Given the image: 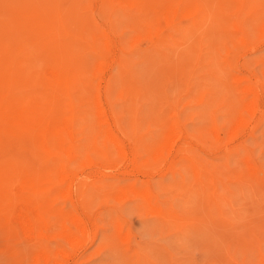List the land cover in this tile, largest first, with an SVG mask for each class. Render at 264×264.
<instances>
[{
	"label": "rangeland",
	"instance_id": "obj_1",
	"mask_svg": "<svg viewBox=\"0 0 264 264\" xmlns=\"http://www.w3.org/2000/svg\"><path fill=\"white\" fill-rule=\"evenodd\" d=\"M2 1L0 36L4 37L3 30L9 40L0 38L5 43L4 48L0 43V62L5 60L4 71L0 68L1 107L22 106L32 120L41 116L59 120L64 115L62 120L71 119L69 132L61 136L49 132L37 140L40 134L34 125H10L0 107V150H7L0 152L6 157H0L4 159L0 180L8 182H4L8 187L1 186L9 196L0 205V231L5 232H0V264H264V0ZM21 7L24 12L27 8L26 14ZM33 13L39 26L35 21V27L31 25ZM28 16L31 20H24ZM17 27L24 43L16 34L20 31H14ZM33 31L31 37L39 35L36 39L30 38ZM12 37L15 42L20 38L18 45ZM42 39L48 41L45 48ZM39 43L44 46L39 48ZM53 69L61 72L60 79H54ZM55 108L61 109V116ZM170 128L174 133L167 131ZM56 135L65 140L63 145ZM166 138L171 143H165ZM41 139L56 149L45 152ZM8 153L14 163L8 161ZM19 153L25 156L20 158ZM28 159L36 164L30 174L24 173H29ZM40 163L50 170L41 167L42 172L37 168ZM62 170L65 175L59 173ZM24 175L40 184L34 192L22 187ZM25 198L42 206L39 215L24 209ZM35 216H39L35 225H26Z\"/></svg>",
	"mask_w": 264,
	"mask_h": 264
},
{
	"label": "bare ground",
	"instance_id": "obj_2",
	"mask_svg": "<svg viewBox=\"0 0 264 264\" xmlns=\"http://www.w3.org/2000/svg\"><path fill=\"white\" fill-rule=\"evenodd\" d=\"M0 1H2V0H0ZM16 1H17V0H16ZM23 1H24V0H23ZM100 1H102V0H100ZM154 1H155V0H154ZM160 1H161V0H160ZM196 1H197V0H196ZM198 1L200 2L201 0H198ZM220 1H222V0H220ZM225 1H226V0H225ZM228 1H229V0H228ZM2 2H3V1H2ZM18 2L21 3L19 0H18ZM103 2H104V0H103ZM152 2H153V1H152ZM156 2H157V1H156ZM170 2H171V1H170ZM189 2H190V1H189ZM191 2H192V0H191ZM194 2H195V1H194ZM223 2H224V1H223ZM23 3H24V2H23ZM195 3H196V2H195ZM1 4H2V3H1ZM30 4H31L30 6L32 7L33 4H32V3H30ZM162 4H163V3H162ZM201 4H202V3H201ZM18 5L22 6V5H24V4H18ZM18 5H16V6L18 7ZM159 5H160V2H159ZM172 5H173V4H172ZM194 5H195V4H194ZM202 5H203V4H202ZM204 5H205V4H204ZM204 5H203V6H204ZM3 6H4V5H3ZM13 6H14V5H13ZM157 6H158V5H157ZM170 6H171V5H170ZM179 6H180V5H179ZM189 6H190V5H189ZM198 6H199V5H198ZM203 6H202V7H203ZM10 7H11V6H10ZM10 7H9V8H10ZM23 7L25 8V6H23ZM160 7H161V6H160ZM162 7H163V6H162ZM192 7H193V6H192ZM200 7H201V6H200ZM7 8H8V7H7ZM11 8H13V7H11ZM11 8H10V9H11ZM21 8H22V7H21ZM21 8H20V10H21ZM24 8H22V12H24ZM179 8H180V7H179ZM197 8H198V7H197ZM14 9H16V8H14ZM18 9H19V8H18ZM31 9H32V8H31ZM191 9H192V8H191ZM201 9H203V8H200L199 10H201ZM1 10H2V9H1ZM16 10H17V9H16ZM157 10H160V9H157ZM177 10H178V9H177ZM180 10H181V9H180ZM192 10H193V9H192ZM195 10H197L196 7H195ZM3 11H4V7H3ZM26 11H27V8L25 9V12H24L25 14L27 13ZM166 11H167V10H166ZM170 11H171V10H170ZM170 11H168V12L170 13ZM181 11H182V10H181ZM183 11H184V10H183ZM32 12H34V11H32ZM157 12H158V11H157ZM159 12H160V11H159ZM159 12H158V13H159ZM176 12H177V11H176ZM188 12H189V11H187V13H188ZM190 12H191V11H190ZM194 12H195V11H194ZM194 12H193V13H194ZM201 12H202V11H201ZM5 13H7V12H5ZM158 13H157V14H158ZM163 13H164V12H163ZM166 13H167V12H165V14H166ZM169 13H167V14H169ZM187 13H186V14H187ZM193 13H192V14H193ZM7 14H8V13H7ZM34 14H35V13H33V16H34ZM152 14H153V12H152ZM170 14H172V13H170ZM173 14H174V13H173ZM176 14H177V13H175V15H176ZM190 14H191V13H190ZM192 14H191L190 16H192ZM159 15H160V14H159ZM175 15H174V16H175ZM188 15H189V14H188ZM33 16H32V17H33ZM35 16H37V15H35ZM35 16H34V18H32L33 20L31 21V25H33V23H34V21H35V20H34V19L36 18ZM152 16H153V15H152ZM28 17H29V16H28ZM155 17H156V16H155ZM171 17H172V16H171ZM177 17H178V16H177ZM145 18H146V17H145ZM28 19L31 20L30 17H29V18L26 17L24 20L27 21ZM148 19H149V18H148ZM156 19H157V18H156ZM20 20H21V19H20ZM30 20L28 21V24H29ZM142 20H143V19H142ZM142 20H141V22H142ZM151 20H152V18H151ZM165 20H167V19H165ZM173 20H174V19H173ZM36 21H39V20H36ZM36 21H35V23H36ZM146 21H147V18H146ZM146 21H144V22H146ZM148 21L150 22V20H148ZM174 21H175V20H174ZM202 21H203V20H202ZM32 22H33V23H32ZM157 22H158V21H157ZM167 22H168V21H167ZM167 22H166V24H165L164 26H167V27H168ZM170 22H171V20H170ZM152 23H153V22H152ZM174 23H175V22H174ZM25 24H26V23H25ZM25 24H24V25H25ZM28 24H26L27 27H28ZM36 24H37V26H39V23H36ZM36 24H34V25H36ZM42 24H43V23H42ZM142 24H143V23H142ZM142 24H141V25H142ZM147 24H148V22H147ZM157 24H158V23H157ZM0 25H2V24H0ZM29 25H30V24H29ZM31 25H30L28 28L32 27ZM34 25H33V26H34ZM40 25H41V24H40ZM149 25H150V24H149ZM149 25H148V26H149ZM152 25H153V24H152ZM2 26H3V25H2ZM37 26H36V27H37ZM142 26H143V25H142ZM150 26H151V25H150ZM154 26H155V25H154ZM3 27H4V26H3ZM6 27H7V29H8V25H7ZM6 27H5V28H6ZM27 27H26V28H27ZM34 27H35V26H34ZM34 27H33V28H34ZM44 27H45V26L43 25V28H44ZM137 27H138V25H137ZM139 27H140V26H139ZM139 27H138V30H139ZM144 27H145V26H144ZM37 28H39V27H37ZM37 28H36V29H37ZM43 28H42V29H43ZM45 28H46L47 31H49V30H48L49 26H48V28H47V27H45ZM150 28H151V27H150ZM153 28H155V27L152 26V29H153ZM10 29H11V28H10ZM15 29H16V27H15ZM23 29H24V28H23ZM40 29H41V28H40ZM40 29H37V30H40ZM142 29H143V28H142ZM158 29H159V28H158ZM17 30H18V31H17ZM17 30H14V31H16V32H19V31H20V29H19L18 27H17ZM28 30H29V29H28ZM28 30H27V31H28ZM46 30H45V31H46ZM50 30H51V28H50ZM63 30H64V29H63ZM143 30H144V29H143ZM146 30H147V29H146ZM146 30L143 31V32L146 33ZM150 30H151V29H150ZM161 30H162V29H161ZM7 31L10 32V30H7ZM52 31H54V30H52ZM65 31H66V30H65ZM1 32H3V35H4V37H5L6 34H7V32H5L6 34L4 33L3 30H2ZM50 32H51V31H50ZM56 32H57V31H56ZM71 32H72V31H71ZM76 32L78 33L77 30L75 31V33H76ZM87 32H88V30H87ZM90 32H92V31H90ZM90 32H89V35H90ZM139 32H140V31H139ZM143 32H142V33H143ZM147 32H148V30H147ZM152 32H153V31H152ZM21 33H23L22 30L19 32V34H18V33H16V34L19 35V36H21V35H20ZM33 33H34V31H33V32H30V38H33V36L31 37V34L33 35ZM46 33H47V32H46ZM82 33H83V32H82ZM157 33H159V31H158ZM9 34H10V33H9ZM36 34H37V33H36ZM44 34H45V33H44ZM73 34H74V32H73ZM99 34H100V33H98L97 35H99ZM102 34H103V33H102ZM102 34H101L100 36H102ZM140 34H141V32H140ZM0 35H2V34H0ZM22 35H23V34H22ZM28 35H29V33H28ZM42 35H43V33H42ZM42 35H41V36H42ZM71 35H72V34H71ZM83 35H85V33H84ZM91 35H93V34H91ZM97 35H96V36H97ZM147 35H148V34H147ZM160 35H161V34H160ZM160 35H159V36H160ZM8 36H9V35H8ZM14 36L16 37V35H14ZM37 36H39V35H37ZM37 36H35V38H33V39H36ZM45 36H47V35L45 34ZM75 36H76V35H75ZM145 36H146V35H145ZM157 36H158V35H157ZM1 37H3V36H0V38H1ZM4 37H3L2 39H3V40H7V39H4ZM9 37H10V36H9ZM49 37H51V36H49ZM78 37H79V36H78ZM90 37H91V36H90ZM97 37H98V36H97ZM151 37H152V36H151ZM151 37H150V38H151ZM153 37H154V36H153ZM20 38H21V39H20ZM20 38H19L20 40L17 39V42H15V38L13 39V37H12V39L14 40V42H15L17 45H18V40H19L21 43H24L23 41H21V40H23L22 38H24V35L21 36ZM43 38H44V37H43ZM47 38H48V37H47ZM71 38H73V37H71ZM92 38H93V36H92ZM99 38H100V37H99ZM102 38H103V37H102ZM102 38H101V40H102ZM2 39H1V40H2ZM53 39H54V38H53ZM56 39H57V38H56ZM73 39H74V38H73ZM78 39H79V38H78ZM86 39H88V38H86ZM89 39H90V38H89ZM103 39H104V38H103ZM3 40H2V41H3ZM8 40H9V39H8ZM8 40H7V41H8ZM42 40H45V39H42ZM48 40H49V39H48ZM74 40H75V39H74ZM76 40H77V38H76ZM92 40H93V39H92ZM96 40H97V39L95 38V41H96ZM101 40H100V41H101ZM2 41H1L0 43H1V45L3 46V48H4L5 45H3L4 42L2 43ZM11 41H12V40H10L9 42L12 43L13 41H12V42H11ZM24 41H25V39H24ZM49 41H50V40H49ZM52 41H53V40H51L50 42H52ZM54 41H55V40H54ZM88 41H89V40H88ZM9 42H8V44H9ZM14 42H13V43H14ZM28 42H29V41H28V39H27V44H26V42H25L26 46L29 44ZM34 42H35V41H34ZM47 42H48V41H46V40H45V42L42 41V44L45 43V44H44L45 46L42 45V44H41V46H44V48H45ZM91 42H93V41H91ZM15 43H14V44H15ZM21 43H20V44H21ZM52 43H53V42H52ZM94 43H95V42H94ZM4 44H5V43H4ZM14 44H13V45H14ZM16 44H15V45H16ZM47 44H48V43H47ZM89 44H90V42H89ZM30 45H31V44H29V46H30ZM53 45L55 46L54 43L52 44V46H53ZM82 45H83V44H82ZM93 45H95V44H92V46H93ZM2 46H1V47H2ZM22 46H23V45H22ZM33 46H36V44L33 45ZM39 46H40V43H39ZM41 46H40L39 48H41ZM92 46H91V47H92ZM1 47H0V48H1ZM93 47H94V46H93ZM96 47H97V46H96ZM25 48H27V47H25ZM29 48H30V47H29ZM29 48H28V49H29ZM1 49H2V48H1ZM28 49H27V50H28ZM33 49H34V48H33ZM46 49H47V48H46ZM55 49H56V47H55ZM59 49H60V48H59ZM59 49H57V50H59ZM5 50H6V49H5ZM47 50H48V49H47ZM49 50H51V48H49ZM70 50H71V49H70ZM97 50H98V49H97ZM10 51H11V50H10ZM10 51H8V52H10ZM39 51H40V50H39ZM41 51H43V50H41ZM44 52H45V51H44ZM46 52H47V51H46ZM70 52H71V51H70ZM2 53H4V52H2ZM11 53L14 54V53H17V52L14 51V53H13V51H12V52H10V54H11ZM48 53L50 54L51 51H48ZM55 53H57L56 50H55ZM71 53H72V52H71ZM184 53H185V52H184ZM184 53H183V55H184ZM10 54H8L9 57H10ZM12 54H11V55H12ZM17 54H18V53H17ZM44 54H45V53H44ZM52 54H53V53H52ZM57 54H58V53H57ZM57 54H54V55H57ZM4 55H5V53H4ZM24 55H25V54H24ZM24 55H23V56H24ZM50 55H51V54H50ZM2 56H3V55H2ZM8 56H7V54H6V57H7V59L9 60ZM45 56H46V54H45ZM57 56H59V55H57ZM71 56H72V55H71ZM180 56H181V55H180ZM184 56H185V55H184ZM15 57H16V55H14V58H15ZM18 57H19V56H18ZM21 57H22V56H21ZM25 57H26V56H25ZM42 57H43V55H42ZM48 57L51 58L50 56H48ZM4 58H5V56H4ZM12 58H13V56L10 57V59H12ZM26 58H27V57H26ZM28 58H31V57H28ZM52 58H54V57L52 56ZM52 58H51V59H52ZM0 59H1V53H0ZM24 59H25V58H24ZM54 59H55V58H54ZM54 59L52 60V63H53ZM56 59H57V58H56ZM56 59H55V60H56ZM8 60H7V61H8ZM12 60H13V62L16 61L15 59H12ZM19 60H20V57H19L18 61H19ZM21 60H22V59H21ZM21 60H20V63L22 64V61H21ZM35 60H36V59H35ZM39 60H40V59H39ZM1 61H4L3 63L5 64V60H3V58H2ZM28 61H29V60H28ZM30 61H31V60H30ZM10 62H11V60H10ZM25 62H27V61L25 60ZM31 62H32V61H31ZM31 62H30V63H31ZM0 63H1V64H0V68H1V66L3 67L4 64H3L2 62H0ZM8 63H9V62H6V64H7V68H8ZM14 63H15V62H14ZM23 63H24V62H23ZM93 63H94V62H93ZM96 63H97V62H96ZM2 64H3V65H2ZM11 64H12V62H11ZM24 64H26V63H24ZM24 64H23L22 67H24ZM9 65H10V64H9ZM16 65H17V63H16ZM16 65H15V67H16ZM27 65H28V63L26 64V66H27ZM31 65H32V64H31ZM31 65H30V66H31ZM37 65H39V64H37ZM93 65H95V64H93ZM99 65H100V64H99ZM10 66H11V65H10ZM13 66H14V64H13ZM97 66H98V65H97ZM183 66H184V65H183ZM4 67H5V66H4ZM22 67H21V68H22ZM37 67H39V66H37ZM29 68H30V67H29ZM39 68H41V67H39ZM1 69L4 71L5 68H1ZM8 69H9V68H8ZM10 69H11V68H10ZM10 69H9V70H10ZM12 69H13V67H12ZM12 69H11V70H12ZM26 69H27V67H26ZM30 69H31V68H30ZM9 70H7L6 72L9 73ZM14 70H15V69H13V71H10V72H15ZM24 70H25V68H24ZM93 70H94V69H93ZM30 71H31V70H30ZM33 71H34V74H36V73H35V70H33ZM0 72H1L0 74L3 75V74H2L3 72H2L1 70H0ZM28 72H29V71H27V73H28ZM51 72H52L53 75L55 76L54 79H57V78H59V77L61 76V72L58 71V70L53 69V70H51ZM4 73H5V72H4ZM7 73H5V75H6ZM15 73H16V72H15ZM17 73H19V72H17ZM20 73H21V72H20ZM27 73H26V75H28ZM29 73H30V72H29ZM174 73H175V72H174ZM11 75H12V74H11ZM13 75H14V74H13ZM15 75H16V74H15ZM36 75H37V74H36ZM41 75H42V74H41ZM43 75H44V74H43ZM165 75H166V74H165ZM18 76H20V75H18ZM54 76H53V77H54ZM1 77H2V76H1ZM3 77H4V76H3ZM9 77H10V75H9ZM9 77L7 76V78H9ZM15 77H16V76H15ZM27 77H28V76H27ZM27 77H26V78H27ZM35 77H36V76H35ZM49 77H50V76H49ZM61 77H62V76H61ZM79 77H80V76H79ZM23 78L25 79V77H23ZM23 78H22V79H23ZM81 78H82V77H81ZM81 78H80V79H81ZM91 78H92V77H91ZM14 79H15V78H14ZM42 79H43V77H42ZM50 79H51V78H50ZM59 79H60V78H59ZM77 79H78V77H77ZM82 79H83V78H82ZM86 79H87V78H86ZM12 80H13V79H12ZM51 80H52V79H51ZM57 80H58V79H57ZM70 80H71V79H70ZM0 81H1V80H0ZM3 81H4V80H3ZM46 81H47V80H46ZM49 81H50V80H49ZM60 81L63 82L62 79H61ZM60 81H59V82H60ZM68 81H69V80H68ZM71 81H73V80H71ZM71 81H70V82H71ZM34 82H35V81H34ZM84 82H86V80H85ZM87 82H88V80H87ZM87 82H86V84H87ZM10 83H11V82H10ZM35 83H36V82H35ZM56 83H57V82H56ZM67 83H68V82H67ZM72 83H73V82H72ZM80 83L82 84V81H80ZM59 84H60V83H59ZM63 84H65V83H63ZM1 85H2V83H1ZM11 85L13 86V84H11ZM14 85H15V84H14ZM30 85H31V84H30ZM47 85H50V84H47ZM65 85H66V84H65ZM65 85H64V86H65ZM72 85L74 86V84H72ZM79 85H80V84H79ZM87 85H92V84L89 83V84H87ZM87 85H86V86H87ZM33 86H34V84H33ZM33 86H32V88H33ZM67 86H69V85H66V87H67ZM73 86H71V84H70V90H71V91H72L71 87H73ZM77 86H78V85H77ZM80 86H81V85H80ZM80 86H79V87H80ZM58 87H59V86H58ZM88 87H91V86H88ZM0 88H1V87H0ZM32 88L30 87V89H32ZM63 88H64V87H63ZM77 88H78V87H77ZM80 88H83V87H80ZM84 88L87 89L85 86H84ZM84 88H83V89H84ZM17 89H18V88H17ZM30 89H29V90H30ZM39 89H41V88L39 87ZM65 89H66V88H65ZM85 89H84V90H85ZM88 89H89V88H88ZM91 89H92V87H91ZM91 89H90V90H91ZM26 90H27V89H26ZM29 90H28V91H29ZM33 90H34V89H33ZM33 90H32V91H33ZM77 90H79V89H77ZM90 90H89V91H90ZM28 91H27V93H28ZM52 91H53V90H52ZM92 91H93V90H92ZM245 91H246V90H245ZM21 92H22V91H21ZM33 92H34V91H33ZM35 92H36V91H35ZM80 92H81V94H82V92H85V91L80 90ZM13 93H15V92H13ZM37 93H40V92H37ZM41 93H42V92H41ZM45 93H46V92H45ZM53 93H54V92H53ZM56 93H57V92H56ZM72 93H74V92H72ZM25 94H26V93H25ZM50 94H52V93H50ZM66 94H67V93H65L64 95L66 96ZM20 95H21V94H20ZM44 95H45V94H44ZM61 95H62V94H61ZM72 95H74V94H72ZM72 95H71V96H72ZM86 95H87V94H86ZM13 96H14V95H13ZM49 96H50V95H49ZM76 96H77V95H76ZM9 97H11V96H9ZM16 97H17V96H16ZM32 97H33V96H32ZM37 97H39V96H37ZM41 97H42V96H41ZM52 97H53V96H52ZM52 97H51V98H52ZM54 97H55V96H54ZM59 97H60V96H59ZM66 97H67V96H66ZM72 97L74 98V96H72ZM83 97H84V96H83ZM83 97H82V98H83ZM98 97H99V96H98ZM43 98H44V97H43ZM51 98H50V101H52ZM60 98H61V97H60ZM70 98H71V97H70ZM87 98H88V96L86 97V99H87ZM12 99H13V98H12ZM12 99H10V100H12ZM24 99H25V98H24ZM33 99H35V98H33ZM45 99H46V97H45ZM61 99H62V98H61ZM76 99L80 101V99H78V97H77ZM83 99H85V97H84ZM83 99H82V100H83ZM88 99H89V98H88ZM13 100H14V99H13ZM25 100H26V99H25ZM56 100H57V99H56ZM74 100H75V98H74ZM77 100H75V101H77ZM27 101H29V99H27ZM27 101H25V103H27ZM31 101H32V100H31ZM35 101H36V100H35ZM41 101H42V98H41ZM47 101H48V100H47ZM54 101H55V100H53V102H54ZM63 101H64V100H63ZM72 101H73V99H72ZM72 101H71V102H72ZM251 101H252V100H251ZM16 102H17V101H16ZM44 102H45V101H44ZM12 103H13V102H12ZM12 103L10 102V104H12ZM23 103H24V102H23ZM54 103H55V102H54ZM58 103H59V102H58ZM73 103H74V101H73ZM2 104H3V103H2ZM8 104H9V103H8ZM39 104H40V103H39ZM45 104H47V103H45ZM49 104H50V102L48 103V105H49ZM64 104H65V103L62 104V108H63V105H64ZM56 105H58L57 107L59 108V104H56ZM56 105H55V107H56ZM73 105H74V104H72V106H73ZM75 105H76V104H75ZM78 105H80V104H78ZM85 105H86V104H85ZM96 105H97V104H96ZM10 106H12V105H10ZM41 106H42V105H41ZM41 106H40V108H41ZM53 106H54V105H53ZM100 106H101V105H100ZM234 106H235V105H234ZM0 107H1V105H0ZM31 107H32V105H31ZM45 107H46V106H45ZM57 107H56V108H57ZM1 108L3 109L2 115L5 117V120H6L10 125H15V124H17V123H23V124H26V125H28V126H29V125H34V126H35L34 129H37V131H38L39 134L41 135V136H40V135H36L37 137H39V138L35 137V138H37V140H39L40 137H41V138L44 137V135H47V133H49V132H51V133L53 132V133H56L58 136H61V134H62L63 131H65V130H68V132L70 131V130H69V125H70L69 122H70V119H71V118H70V116H69V120H68V121H67V120H65V121L62 120V119L64 118V116H65V115H64V112H62L64 116L61 117L62 119L59 118V120L56 119V116H55V118L46 117V116H41V117H39V118H37V119H35V120H32V119L28 116V113H31V112H28L25 108H22V106H21L20 108L13 107V106H12V107H4V106H2ZM51 108H52V110H53V107H51ZM56 108H55V110H56ZM60 108H61V107H60ZM62 108H61V109H62ZM73 108H74V106H73ZM80 108H82V107H80ZM100 108H101V107H100ZM29 109H30V108H29ZM61 109H60L59 111L56 110V112L58 111V114H59V112L61 111ZM77 109H78V107H77ZM85 109H86V107H85ZM85 109H83V110L85 111ZM101 109H102V108H101ZM33 110H34V109H33ZM79 110L81 111L82 109H79ZM86 110H87V109H86ZM99 110H100V109H99ZM39 111H40V110H39ZM97 111H98V110H97ZM237 111H238V110H237ZM251 111H253V110H251ZM35 112L37 113V111H34V113H35ZM53 112H54V110H53ZM73 112H75V111L73 110ZM81 112H82V111H81ZM103 112H104V109H103ZM34 113H33V114H34ZM54 113H55V112H54ZM98 113H99V112H98ZM60 114H61V113H60ZM60 114H59V115H60ZM76 114H78V111L76 112ZM42 115H43V114H42ZM53 115H54V114H53ZM100 115H101V114H100ZM236 115H237V114H236ZM236 115H235V116H236ZM60 116H61V115H60ZM67 116H68V115H67ZM72 116H74V115H72ZM58 117H59V116H58ZM58 117H57V118H58ZM75 117H76V116H75ZM75 117H74L73 120H75L76 118H78V116H77L76 118H75ZM79 117H80V116H79ZM167 117H168V116H167ZM236 117H237V116H236ZM100 118H102V115L100 116ZM163 118H164V117H163ZM163 118H162V119H163ZM243 118H244V117H243ZM60 119H61V121H60ZM80 119H81V118H80ZM78 120H79V119H78ZM100 120H101V119H100ZM171 120H172V118H171ZM171 120H170V121H171ZM232 120H233V119H232ZM238 120H239V119H238ZM242 120H243V119H242ZM75 121H76V120H75ZM103 121H104V120H103ZM173 121H174V120H173ZM240 121H241V119L239 120V122H240ZM71 122H72V120H71ZM165 122H166V121H165ZM167 122L169 123V121H167ZM176 122H177V121H176ZM243 122H244V121H243ZM72 123H73V122H72ZM74 123H77V122H74ZM162 123H163V122H162ZM171 123H172V122H171ZM171 123H170V124H171ZM239 124H240V123H239ZM78 125L80 126V123H78ZM95 125H96V124H95ZM99 125H100V124H99ZM164 125H166V124L164 123ZM240 125H241V124H240ZM73 126H74V124H73ZM75 126H76V125H75ZM166 126H167V125H166ZM80 127H81V126H80ZM162 127H163V126H162ZM167 127H168V126H167ZM173 127H174V125H173ZM81 128H82V127H81ZM174 128H175V127H174ZM233 128H236V127L234 126ZM12 129H13V128H12ZM74 129H75V128H74ZM95 129L97 130L96 126H95ZM163 129H167V128H165V126H164ZM163 129H162V130H163ZM168 129H169V128H168ZM170 129H171V130H167V131H169V132L171 131L170 133H174V132H172V128H170ZM72 130H73V129H72ZM101 130H102V128H101ZM101 130H100V134H101L102 131H103V130H102V131H101ZM20 131H21V129H20ZM34 131L37 133L36 130H34ZM73 131H74V130H73ZM73 131H72V132H73ZM75 131H76V129H75ZM167 131H166V133H167ZM175 131H176V130H175ZM231 131H232V130H231ZM17 132H18V131H17ZM163 132H164V131H162V133H163ZM29 133H30V132H29ZM29 133H27V135H28ZM36 133H35V134H36ZM70 133H71V132H70ZM77 133H78V132H77ZM77 133H76L75 135H77ZM94 133H95V131H94ZM97 133H98V132H97ZM97 133H96V134H97ZM104 133H106V132H104ZM231 133H232V132H231ZM2 134H3V133H2ZM72 134H73V133H72ZM175 134H176V133H175ZM232 134H234V132H233ZM11 135H12V134H11ZM15 135H17V134H15ZM21 135H23V133H21ZM27 135H24V136L27 137ZM51 135H54V134H51ZM57 135H56V139L58 138ZM68 135H69V134H68ZM68 135H67V136H68ZM75 135H72V136H75ZM103 135H104V134H103ZM107 135H108V134H106V136H107ZM161 135H162V134H161ZM165 135L167 136V134H165ZM2 136H4V134H3ZM6 136H7V135H6ZM17 136H18V135H17ZM30 136H31V133H30V135L28 136L29 139H30ZM72 136H70V139H71ZM98 136H101V135H97L96 137H98ZM25 137H24V138H25ZM28 137H27V138H28ZM33 137H34V136H33ZM49 137H52V136H48V140L50 139ZM54 137H55V136H53L52 139H54ZM163 137L165 138L164 135H163ZM170 137H171V136H170ZM170 137L167 136V138H170ZM172 137H175V135H173ZM0 138H1V137H0ZM8 138H9V137H8ZM10 138H11V137H10ZM27 138H25V140H26ZM45 138H46V137H45ZM45 138H44V139H45ZM63 138H64V137H63ZM75 138H76V137H75ZM108 138H111V137L109 136ZM167 138H166V140H165V143L167 142ZM2 139H3V137L0 139V141H1ZM5 139H6V138H5ZM5 139H4V141H2L3 145H4V142H6ZM11 139H12V138H11ZM11 139H9V140H11ZM15 139H16V138H15ZM21 139H22V138H21ZM31 139H32V138H31ZM68 139H69V138H68ZM68 139H66V140L68 141ZM106 139H107V138H106ZM113 139H114V138H113ZM18 140H19V139H18ZM22 140H23V139H22ZM25 140H24V141H25ZM73 140H74V139H73ZM102 140L104 141V139H102ZM110 140H112V139H110ZM163 140H164V139H163ZM31 141H32V140H31ZM35 141H36V139H35ZM40 141H41V143H42V144H41V147L39 146L40 148H42V149H43L45 152H47V153H48V151H52L51 149H53V148H50V147H49L50 145H47L46 142H45L44 140H42V139H41ZM51 141H52V140H51ZM64 141H65V140H64ZM64 141L62 140L61 137H59L58 140H57L58 144H62V142H63V144H64V143H65ZM160 141H161V145H160V147H161L162 144H163V143H162V142H163V141H162V136H161ZM171 141H172V140H171ZM27 142H28V141H26V143H27ZM36 142H37V141H36ZM113 142L115 143L114 140H113ZM168 142H170V141L168 140ZM168 142H167V143H168ZM6 143H7V142H6ZM6 143H5V144H6ZM14 143H15V140L12 141V146H13ZM16 143H17V142H16ZM29 143H30V140H29ZM34 143H35V142H34ZM53 143H54V142H53ZM68 143H69V142H68ZM74 143H75V140H74ZM74 143H73V144H74ZM170 143H171V142H170ZM170 143H169V144H170ZM23 144H25V143H23ZM36 144H37V143H36ZM36 144H35V145H36ZM63 144H62V145H63ZM66 144H67V142H66ZM66 144H65V145H66ZM15 145L17 146L18 144H15ZM32 145H33V144H32ZM39 145H40V144H39ZM53 145H54V144H53ZM69 145H70V144H69ZM69 145H68V147H69ZM74 145H75V144H74ZM111 145H113V144H111ZM115 145H117V144L115 143ZM166 145H167V144H166ZM5 146H8V145H5ZM26 146H28V145H26ZM163 146L165 147V145H163ZM167 146H168V145H167ZM14 147H15V146H14ZM14 147H13V148H14ZM33 147H35V146H33ZM39 147H36V148H39ZM51 147H52V146H51ZM61 147H62V146H61ZM164 147H163V148H164ZM15 148H16V147H15ZM21 148H22V147H21ZM26 148H27V147H26ZM31 148H32V146H31ZM49 148H50V150H49ZM63 148H64V147H63ZM113 148H114V147H113ZM117 148L120 149L118 145H117ZM168 148H169V147H168ZM168 148H166V149L168 150ZM7 149H8V148H7ZM9 149H10V148H9ZM19 149H20V147H19ZM23 149H24V148L20 149L19 152H20V153H21V152H22V153H26V152H24V151H21V150H23ZM55 149H56V148H55ZM55 149H53V150H55ZM59 149H61V148L58 147V150H59ZM68 149H69V148H68ZM1 150H2V149H1ZM1 150H0V152H1ZM10 150H11V149H10ZM10 150H9V152H10ZM25 150H26V149H25ZM33 150H35V152H36V149H33ZM40 150H41V149H40ZM61 150H63V149H61ZM61 150H59V151H61ZM116 150H117V149H116ZM2 151H3V152H7V150L4 151V149H3ZM11 151H12V150H11ZM29 151H30V150H29ZM29 151H28V155H29ZM56 151H57V150H56ZM118 151H119V150H118ZM121 151H122V150H121ZM3 152L1 153V156H0V157H2L3 154H5V153H3ZM35 152H34V153H35ZM53 152L55 153V151H53ZM122 152H123V151H122ZM20 153H19V155H20ZM51 153H52V152H51ZM118 153H119V152H118ZM8 154H9V153H8ZM35 154H36V153H35ZM45 154H46V153H45ZM58 154H59V153H58ZM10 155H11V153L9 154V156L6 154L7 158H9ZM12 155H13V153H12ZM26 155H27V154H26ZM43 155H44V154H43ZM158 155H159V154H158ZM14 156L16 157V154H14ZM14 156H13V157H14ZM21 156L24 157L25 154H24V155H20V158H21ZM39 156L41 157L42 155H39ZM52 156L56 158L57 155L55 156V155L52 154ZM3 157H4V155H3ZM46 157H47V156H46ZM49 157H51V156H49ZM4 158H6V157H4ZM26 158H27V156H26ZM29 158H30V157H29ZM31 158H32V157H31ZM31 158H30V159H31ZM155 158H156V157H155ZM2 159H3V158H2ZM2 159H0V160L2 161ZM22 159H23V158H22ZM34 159H35V157H34ZM37 159H39V158H37ZM46 159H47V158H46ZM46 159H45V160H46ZM3 160H4V159H3ZM9 160H10V158L8 159V161H9ZM23 160H24V159H23ZM31 160L34 161L35 163H36L37 161H41L40 159L37 160V161H36V159H35V160L31 159ZM49 160H50V162H52L51 159H49ZM49 160H48L47 162H49ZM53 160H54V158H53ZM8 161H7V162H8ZM17 161H18V160H17ZM32 161H30V162H32ZM9 162H11V161H9ZM12 162L14 163V160H12ZM12 162H11V163H12ZM26 162L29 163V159H28ZM42 162H43V161H42ZM42 162H41V163H42ZM55 162H56V161H54V163H55ZM57 162H58V161H57ZM126 162H127V161H126ZM11 163H10V164H11ZM35 163H33L34 166H32V165H33L32 163H29V164H30V166L28 165V166L30 167V168H29V173H27L28 171H27V172L22 171V172H24V173H26V174H30V172H31V171H30V170H31V166H32V168L34 167V169H35V166H36ZM41 163H40L41 166H40V165H37V168L40 167L39 169H41V167H43V170H44V166H42L43 163H42V164H41ZM52 163H53V162H52ZM1 164H2V163H1ZM47 164H48V163H47ZM3 165H4V164H2V166H3ZM18 165H19V162H18ZM26 165H27V164H26ZM54 165H55V164H54ZM4 166H5V165H4ZM47 166H48V165H47ZM6 167H7V166H6ZM8 167L10 168V165H8ZM12 167H14V166H12ZM22 167H23V166H22ZM22 167H21V168H22ZM59 167H60V166H59ZM59 167H58V168H59ZM62 167H64V166H62ZM62 167H61V168H62ZM21 168L19 169V171L23 169V168H22V169H21ZM45 168H46V166H45ZM47 168H48V167H47ZM47 168H46V170H47ZM53 168H55V167L53 166ZM53 168H52V169H53ZM58 168H56V169H58ZM25 169H26V167H24L23 170H25ZM48 169H49V168H48ZM59 169H60V168H59ZM59 169H58V170H59ZM2 170H3V168H2ZM4 170H5V168H4ZM4 170H3V171H4ZM46 170H44V171L47 172ZM49 170H50V169H49ZM49 170H48V172H49ZM5 171H6V170H5ZM8 171H9V170H8ZM25 171H26V170H25ZM35 171H36V170H35ZM41 171H42V169H41ZM53 171H54L53 174H56L55 169H54ZM9 172H10V171H9ZM37 172L41 173L39 170H37ZM42 172H43V171H42ZM51 172H52V170H51ZM62 172H63V174H64V171H63V170H62L61 172H59V173L62 174ZM49 173H50V172H49ZM15 174H16V173H15ZM26 174H25V175H26ZM51 174H52V173H51ZM57 174H58V173H57ZM8 175H9V173H8ZM25 175H24V177L22 178V180H23V181H22V183H23L22 187L25 188V189L30 190L31 192H34V191L37 189L36 186H39L40 184H39V185H35V182L33 181V180H35V179H33V178L31 179V178H29V177H27V176L25 177ZM33 175H34V174H33ZM33 175H32V176H33ZM42 175L44 176V179H45L46 176H45L43 173H42ZM64 175H65V174H64ZM66 175H67V174H66ZM0 176H2V175H0ZM43 176H42V177H43ZM49 176H50V175H49ZM52 176H53V175H52ZM52 176H51V177H52ZM59 176H60V175H59ZM8 177H9V176H8ZM53 177H54V176H53ZM53 177H52V178H53ZM60 177H61V176H60ZM60 177H59V178H60ZM66 177H68V175H67ZM66 177H65V178H66ZM34 178H35V177H34ZM46 178H48V177H46ZM59 178H58V179H59ZM71 178H72V177H71ZM0 179H1V178H0ZM2 179H3V178H2ZM11 179H12V178H11ZM14 179H15V178H14ZM40 179H41V178H37V180H40ZM49 179H50V178H49ZM62 179H63V178H62ZM68 180H70V178H68ZM3 181L5 182L6 180H3ZM7 181H9V180H7ZM40 181H41V180H40ZM51 181H52V180H51ZM59 181H62V180H59ZM4 182H3V183H4ZM42 182H43V180H42ZM42 182H41V183H42ZM67 182H68V181H67ZM3 183H2L1 180H0V205H2L1 203L5 202L7 199H9V196H8V194H7V192H6V190H8V189L5 190V189L3 188V187L6 186V184H7L8 182H5V183H6V184L4 183L5 186L2 187L1 185H2ZM46 183H47V182H46ZM61 183H62V182H61ZM69 183H70V184H69ZM69 183H68V185H71V184H72V182H70V181H69ZM7 185H8V184H7ZM9 185H10V184H9ZM47 185H48V184H47ZM53 185H54V184H53ZM65 185H66V184H65ZM65 185H63V186H65ZM56 186H59V185H56ZM6 187H8V186H6ZM40 187H42V185H41ZM52 187H53V186H52ZM60 188H61V187H60ZM60 188H59V189H60ZM62 188H63V187H62ZM9 189H10V186H9ZM39 189H40V188H39ZM51 189H52V188H51ZM52 190H53V192H54L55 189H52ZM52 190H51V191H52ZM60 190H61V189H60ZM62 190H63V189H62ZM62 190H61V191H62ZM31 192H30V193H31ZM45 192H46V191H45ZM47 192H48V190H47ZM68 192H69V190H68ZM68 192H67V194H68ZM51 193H52V192H51ZM57 193H59V192L57 191ZM32 194L35 195V193H32ZM39 194H42V193L39 192ZM46 194H47V193H46ZM49 194H50V193H49ZM42 195H43V194H42ZM52 195H53V194H52ZM54 195H56V192H55ZM59 195H60V194H59ZM59 195H57V196H59ZM10 196H11V195H10ZM50 196H51V195H50ZM57 196H56V197H57ZM39 197H40V196H39ZM48 197H49V196H48ZM52 197H53V196H52ZM56 197H55V198H56ZM43 198L46 199L47 197L45 198V196H44ZM70 198H71V197H70ZM23 200H24V201H23V206H24V209H25L26 211H28V212H35L36 215H39V213H40V210H39V209H40V207H42V206L39 207V205L35 204L32 200H30V199H28V198H25V199H23ZM37 200H39V199H37ZM145 200H146V199H145ZM148 200H149V199H148ZM148 200H146V201H148ZM50 201H51V199H50ZM55 201H56V200H55ZM42 202H43V201H42ZM44 202H45V200H44ZM44 202H43V203H44ZM46 202H47V201H46ZM144 202H145V201H144ZM5 203H6V202H5ZM50 203H52V202H50ZM50 203L48 204L49 207L51 206ZM57 203H58V202H57ZM147 203H149V202H147ZM20 204H21V202H20ZM53 204H54V203H53ZM55 204H56V203H55ZM40 205H41V204H40ZM46 205H47V204H46ZM4 206L6 207V205H4ZM4 206H2V207H3L4 210H5V207H4ZM48 206H47V207H48ZM9 208H10V207H9ZM45 208H46V207H45ZM52 208H53V205H52ZM52 208H51V209H52ZM56 208H59V205H57ZM56 208H55V209H56ZM145 208H146V207H145ZM1 209H2V208H0V210H1ZM14 209H15V208H14ZM14 209H12V210H14ZM43 209H44V208H43ZM51 209H50V212H52ZM45 210H46V209H45ZM52 210H53V209H52ZM2 211H3V210H2ZM59 211H60V210L58 209V212H59ZM66 211H67V210H66ZM0 212H1V211H0ZM3 212H5V211H3ZM12 212H15V211H12ZM19 212H20V211H19ZM56 212H57V211H56ZM71 212H72V211L69 212V210H68L69 215H70ZM1 213H2V212H1ZM7 213H8V212H7ZM16 213H17V212H16ZM35 213H34V215H35ZM42 213H43V212H42ZM64 213H65V212H64ZM2 214H3V213H2ZM10 214H12V213H10ZM13 214H14V213H13ZM18 214H20V213H18ZM29 214H30V213H29ZM53 214H54V213H53ZM74 214H75V213H74ZM0 215H1V214H0ZM60 215L62 216V213H61ZM2 216H3V215H2ZM2 216H0V217H2ZM29 216H32V215H29ZM29 216H28V217H29ZM11 217H12V216H11ZM24 217H26V216H24ZM2 218H3V217H2ZM9 218H10V217H9ZM38 218H39V216H35V218L33 217L32 219H31V217H30L31 221H27V220H26V225H32V226H33V224L35 225L34 222H35ZM73 218H74V217H73ZM73 218H72V219H73ZM77 218H78V217H77ZM5 219H6V217H5ZM44 219H45V218H44ZM46 219H47V218H46ZM72 219H71V220H72ZM74 219H75V218H74ZM11 220H12V218H11ZM48 220H49V219H48ZM48 220H47V221H48ZM60 220H61V219H60ZM75 220H76V219H75ZM78 220H79V219H78ZM6 221H7V220H6ZM15 221H16V220H15ZM19 221H20V220H19ZM19 221H18V222H19ZM50 221H51V220H50ZM8 222H9V221H8ZM8 222H7V223H8ZM23 222H25V220H24ZM81 222H82V221H81ZM81 222H80V223H81ZM7 223L5 224V226H7ZM13 223H14V222H13ZM19 223H20V222H19ZM39 223H40V221H39ZM74 223H75V222H74ZM2 224H4V223H2ZM2 224H1V225H2ZM15 224H16V223H15ZM46 224H47V222H46ZM65 224H67V223H65ZM9 225H10V224H9ZM26 225H25V226H26ZM72 225L74 226V224H72ZM81 225H82V224H81ZM54 226H55V224H54ZM82 226H83V225H82ZM36 227H39V225H37ZM40 227H41V226H40ZM45 227H46V226H45ZM51 227H52V226H51ZM51 227H50V228H51ZM56 227H57V226H56ZM80 227H81V226H80ZM0 228H1V227H0ZM18 228H20V227H18ZM31 228H32V227H31ZM42 228H43V227H42ZM46 228H48V227H46ZM53 228H54V227H53ZM86 228H87V227H86ZM2 229H7V227H6V228H2ZM2 229H1V230H2ZM14 229H15V227H14ZM16 229H17V228H16ZM48 229H49V228H48ZM82 229H84V228L82 227ZM23 230L25 231V229H23ZM33 230H34V229H33ZM40 230H41V229H40ZM43 230H45V229H42V231H43ZM46 230H47V229H46ZM78 230H80V229H78ZM4 231H6V230H4ZM8 231H9V230H8ZM80 231L82 232V230H80ZM0 232L5 234V232H3V231H0ZM33 232H34V231H33ZM44 232H45V231H43V233H44ZM47 232H48V231H47ZM60 232H63V231H60ZM20 233H21V232H20ZM35 233H36V232H35ZM63 233H64V232H63ZM63 233H62V234H63ZM68 233H70V232H68ZM6 234H7V233H6ZM32 234H33V233H32ZM65 234H66V233H65ZM65 234H64V235H65ZM16 235H17V234H16ZM21 235H22V233H21ZM27 235H28V234H27ZM37 235H39V234H37ZM43 235H44V234H43ZM71 235H72V234H71ZM1 236H3V235H1ZM1 236H0V238H2ZM18 236H19V235H17V237H18ZM24 236H25V235H24ZM29 236H30V235H29ZM33 236H34V235H33ZM66 236H67V235H66ZM6 237H7V236H6ZM39 237L42 238V236H39ZM39 237H37V238H39ZM8 238H9V236H8ZM8 238H7V239H8ZM12 238H13V237H12ZM22 238H23V237H22ZM71 238H72V237H71ZM3 239H4V238H3ZM18 239H19V238H18ZM23 239H24V238H23ZM42 239H43V238H42ZM4 240H5V239H4ZM30 240H31V239H30ZM30 240H29V241H30ZM34 240L37 241V239H34ZM70 240H72V239H70ZM0 241H1V240H0ZM20 241H21V240H20ZM39 241H41V239H40ZM6 242H7V241H6ZM15 242H17V241H15ZM15 242H14V243H15ZM34 242H35V241H34ZM31 243H32V242H31ZM7 244L9 245V242H7ZM10 244H11V242H10ZM20 244L22 245V243H20ZM11 245L14 246L15 244H13V242H12ZM37 245H39V244H37ZM0 246H1V244H0ZM28 246H29V245H28ZM34 246H35V245H34ZM8 247H10V246H7V249H8ZM16 247H18V246L16 245ZM32 247H33V246H32ZM22 248H23V247H22ZM35 248H36V247H35ZM35 248L33 247V249H35ZM14 249H16V248H14ZM14 249H12L11 252L14 253V251H15ZM23 249H24V248H23ZM37 249H39V248H37ZM3 250H4V249H3ZM13 250H14V251H13ZM16 250H17V249H16ZM20 250H21V249L19 248V251H20ZM24 250H25V249H24ZM24 250H23V251H24ZM46 250H47V249H46ZM4 251H6V250H4ZM41 251H42V249H41ZM43 251H44V250H43ZM47 251H48V250H47ZM11 252H10V253H11ZM15 252H16V251H15ZM20 253H21V252H20ZM54 253H55V252H54ZM8 254H9V253H8ZM37 254H39V253H37ZM45 254H46V253H45ZM58 254H59V253H58ZM9 255H10V254H9ZM9 255H8V256H9ZM18 255H19V254H18ZM18 255H17V256H18ZM24 255H25V253H24ZM41 255H42V253H41ZM14 256L16 257V254H15V253H14ZM30 256H31V255H30ZM54 256H55V255H54ZM10 257H12V256L10 255ZM22 257H24V256H22ZM22 257H21V259H22ZM34 257H35V256H34ZM48 257H49V256H48ZM48 257H47V259H48ZM24 258H26V257H24ZM24 258H23L22 262L25 261ZM36 258H37V257H36ZM41 258H42V257H41ZM49 258H50V257H49ZM17 259H19V258H17ZM19 260H20V259H19ZM19 260H18V261H19ZM42 260H43V259H42ZM45 260H46V258H45ZM18 261H17V262H18ZM26 261H27V260H26ZM29 261H30V260H29ZM40 261H41V260H40ZM19 262H20V261H19ZM41 262H43V261H41ZM44 262H45V261H44ZM27 263H28V262H27ZM31 263H32V261H31ZM33 263H34V261H33ZM45 263H46V262H45ZM20 264H23V263L20 262ZM24 264H25V262H24ZM35 264H36V263H35Z\"/></svg>",
	"mask_w": 264,
	"mask_h": 264
}]
</instances>
